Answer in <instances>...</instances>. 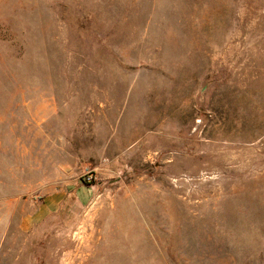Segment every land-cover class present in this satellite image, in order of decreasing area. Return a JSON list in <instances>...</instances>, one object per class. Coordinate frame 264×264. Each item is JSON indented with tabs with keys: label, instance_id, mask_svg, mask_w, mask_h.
Segmentation results:
<instances>
[{
	"label": "rangeland",
	"instance_id": "obj_1",
	"mask_svg": "<svg viewBox=\"0 0 264 264\" xmlns=\"http://www.w3.org/2000/svg\"><path fill=\"white\" fill-rule=\"evenodd\" d=\"M0 264H264V0H0Z\"/></svg>",
	"mask_w": 264,
	"mask_h": 264
}]
</instances>
